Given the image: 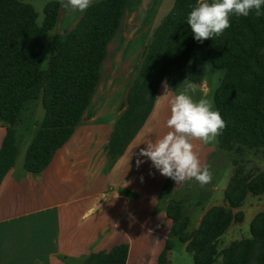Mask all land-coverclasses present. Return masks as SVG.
<instances>
[{
	"label": "trees",
	"instance_id": "16d2710c",
	"mask_svg": "<svg viewBox=\"0 0 264 264\" xmlns=\"http://www.w3.org/2000/svg\"><path fill=\"white\" fill-rule=\"evenodd\" d=\"M127 1L93 2L65 35L55 33L43 70L45 37L57 25L60 3L47 2L43 22L38 25L30 4L0 0V122L5 127L0 145V185L19 155L15 126L27 102L40 99L44 110L24 154L27 172H43L71 138L97 86L108 43ZM195 2L174 0L153 30L110 133L106 157L113 165L124 154L152 113L159 85L173 69L191 62L188 80L194 84L203 82L207 63L224 70L214 93L215 110L226 122L217 142L219 150L235 157L223 205L209 208L197 228L188 232L191 219L185 212V201L169 200L164 211L170 227L156 264H171L173 239L185 246L193 264H264V208L252 218L249 238L218 250V240L232 223L243 221L239 208L247 196L264 195V170L246 172L240 165L248 152L264 157V15H233L231 26L222 35L200 43L186 23L188 6ZM171 182L168 178L159 201L168 194ZM127 257L128 244L122 243L108 251L92 252L80 264H126Z\"/></svg>",
	"mask_w": 264,
	"mask_h": 264
},
{
	"label": "crops",
	"instance_id": "0c3cea01",
	"mask_svg": "<svg viewBox=\"0 0 264 264\" xmlns=\"http://www.w3.org/2000/svg\"><path fill=\"white\" fill-rule=\"evenodd\" d=\"M129 2L108 43L97 86L71 138L39 174L27 172L24 158L19 161L18 155L0 185V264H80L90 253L108 251L122 243L128 244L126 264H156L159 252L148 258V241L160 238L161 233L167 235L170 222L164 207L194 178L180 184L172 180L168 194L159 201L168 178L138 153L148 140L172 131L166 122L173 94L157 98L164 95L165 82L175 94L185 90L189 94L190 69L186 67L183 73L175 68L163 79L146 123L124 154L109 165L105 147L141 54L159 24L147 31L141 22L129 17ZM195 85L207 91L205 78ZM4 136L5 127L0 126V145ZM191 143L201 166L209 165L216 153L215 139L208 143L193 139ZM138 158L144 163L137 168ZM223 183L214 192L223 194L228 181ZM213 193L196 202L202 210L197 226L209 208L222 205L211 203Z\"/></svg>",
	"mask_w": 264,
	"mask_h": 264
},
{
	"label": "rangeland",
	"instance_id": "374dc122",
	"mask_svg": "<svg viewBox=\"0 0 264 264\" xmlns=\"http://www.w3.org/2000/svg\"><path fill=\"white\" fill-rule=\"evenodd\" d=\"M26 4H30L37 13V24L41 25L44 19V6L49 1L59 0H20ZM97 0H92L96 2ZM146 4H143V0H130L127 12L129 17L134 18L138 22H141L143 27L148 31L150 28L157 25L160 20L167 14L171 9L174 0H147ZM60 3V2H59ZM85 12V11H84ZM84 12L73 11L69 8H62L60 5L58 22L54 30L47 32L44 42V51L42 56V69L47 68V63L49 59L51 44L53 36L55 33L65 35L72 26L81 18ZM144 30V29H143ZM142 35V33H141ZM137 37L136 39H139ZM142 39V38H140ZM46 59V61H45ZM191 68V62L187 63L185 67L179 68V72L185 71V69ZM224 76V70H219L211 66L210 64L205 65V80L207 91L200 90L197 88L194 92L189 91V95L195 101L201 98L208 99L212 105L213 110H215L214 105V93L220 84L221 79ZM198 85V84H197ZM205 92V93H204ZM44 116V110L41 105V100L29 101L25 104L24 110L21 114L20 122L15 126L16 138L19 146V161L24 158L25 147L30 142L29 136H32L35 132L36 125L42 120ZM0 126H3L0 122ZM216 153L214 154L212 160L210 161V170L212 172V181L203 187L200 186L195 179H192L188 184L184 185L182 189L175 195V199H183L185 201V212L190 217L191 221L188 227V232H191L195 226H197L198 218L202 213V210L197 208L196 202L205 201L208 196L214 192V188H222L224 180H229L234 167L232 166L231 160L234 158V154L231 152H226L218 149L217 137L215 138ZM237 159H239L237 157ZM240 165L244 167L246 172H258L264 170V157L261 153L248 152L246 155L240 159ZM168 190V188H167ZM213 204H222L223 194L215 191L213 193ZM206 198V199H205ZM204 204V203H203ZM206 204V203H205ZM204 208V206H203ZM264 208V195L254 197L248 195L245 199L244 204L239 211L244 214V219L241 223H232L229 229L224 235L218 240V250L228 246L231 242L240 240L243 238L250 237V222L252 218ZM164 230V229H163ZM166 233H161L160 238H152V242L148 241V250L145 252L148 258L155 252H161L160 248L162 238L165 239ZM151 238V236H150ZM150 243V244H149ZM150 246H152L150 248ZM152 254V255H151ZM159 255V254H158ZM169 261L171 264H193V259L191 255L185 251L184 245L178 241V239H173V249L169 253Z\"/></svg>",
	"mask_w": 264,
	"mask_h": 264
},
{
	"label": "clouds",
	"instance_id": "9594fccd",
	"mask_svg": "<svg viewBox=\"0 0 264 264\" xmlns=\"http://www.w3.org/2000/svg\"><path fill=\"white\" fill-rule=\"evenodd\" d=\"M59 2L62 8L81 13L92 4V0ZM188 7L190 11L187 12L186 23L194 39L200 43L222 35L231 26L230 17L233 15L237 18L248 17L253 12L256 17L264 15V0H196ZM163 87L164 95L157 100L165 98L169 93L173 94L166 122V126L172 131L154 141L148 140L146 148L139 151L138 157L151 161L162 176L172 179L175 184L194 178L203 187L212 181V172L210 165L201 166L191 141L196 139L204 143L211 142L222 133L226 122L218 110H213L208 99L195 101L187 90L175 94L166 82ZM189 89L194 92L196 85L190 83ZM142 163L144 160L138 158L137 168Z\"/></svg>",
	"mask_w": 264,
	"mask_h": 264
}]
</instances>
